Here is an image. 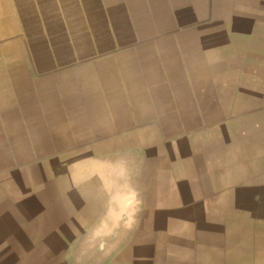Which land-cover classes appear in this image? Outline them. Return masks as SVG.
Returning <instances> with one entry per match:
<instances>
[{"label": "rangeland", "instance_id": "1", "mask_svg": "<svg viewBox=\"0 0 264 264\" xmlns=\"http://www.w3.org/2000/svg\"><path fill=\"white\" fill-rule=\"evenodd\" d=\"M257 44L264 0H0V264H264V143L238 152L232 129L233 78ZM109 80L128 99L113 137L128 139L130 197L144 168L145 200L123 243L89 249L106 206L65 169L87 143L108 142V121L59 136L79 105L55 129L42 106L104 93ZM208 220L233 249L194 250Z\"/></svg>", "mask_w": 264, "mask_h": 264}, {"label": "crops", "instance_id": "2", "mask_svg": "<svg viewBox=\"0 0 264 264\" xmlns=\"http://www.w3.org/2000/svg\"><path fill=\"white\" fill-rule=\"evenodd\" d=\"M257 48L254 51V57L249 58V62H246L244 66H240V71L238 76L233 79L234 84L238 82L239 91V102L240 106L235 109V117L233 118L236 124L233 125L234 130V140L233 145L238 147V152L242 151V146L257 145L259 143H264V44H257ZM250 56V57H251ZM125 89L123 88L122 82L118 81H108V88L104 90V93L88 92L81 96V94L74 96L72 98H65L61 96H48L45 99V104L42 108L45 110L44 115L47 116V121L52 122L51 127L55 129L54 123H65L68 113L67 104L68 102H73V104L79 105L76 110H74V120H76V127L72 130H64L62 127H58L59 131L56 133L60 135H66L71 138H80L85 133L86 129L96 128L95 124L96 116H101L105 121H108V142L97 144V143H87L86 147L83 149L87 155H96L97 153L108 152L109 163L115 168V171L121 172L126 170L128 173V167L130 164L129 158L126 154H123L126 148L129 147L128 139H124L120 135L114 136V129H118L117 121L121 118L123 110L125 115L127 114V97H124ZM103 95V96H100ZM126 96V93H125ZM102 97L103 105L98 106L97 98ZM83 105V107H81ZM83 122V127L81 126ZM116 122V126L113 124ZM64 125V124H63ZM119 130V129H118ZM119 132V131H115ZM86 139V138H85ZM121 153L120 159L116 154ZM115 153V154H114ZM84 159L83 161H90V159ZM112 159V160H110ZM82 161V162H83ZM126 161V162H125ZM142 168V167H141ZM117 169V170H116ZM117 173V172H116ZM129 175V174H128ZM128 175L125 178H128ZM140 181L137 179V184L134 189L137 198L144 201L145 195V173L144 168L139 172ZM118 176V175H117ZM120 176V174H119ZM118 178V177H117ZM118 184V182H116ZM116 184L114 186H116ZM121 186L126 189L122 191L128 192L130 194L128 185L126 184V179L121 182ZM127 186V187H126ZM131 191V192H133ZM94 190L92 191V193ZM127 193V195H129ZM91 194V193H90ZM218 198L223 202V198L220 195V190L217 193ZM95 194H92L93 197ZM80 204L82 202L78 201ZM88 204H90L88 202ZM87 204H82L85 207ZM83 216L87 215V210H79ZM83 212V213H82ZM207 215L211 212L207 211ZM91 214V213H89ZM209 221V220H208ZM264 227V224L262 225ZM197 231H195V238L192 239L194 250H226L227 248L233 249V246L229 245V240L231 237L225 235L226 227L221 221L220 226H212L211 221H203L200 226H197ZM224 254V251H223Z\"/></svg>", "mask_w": 264, "mask_h": 264}, {"label": "bare ground", "instance_id": "3", "mask_svg": "<svg viewBox=\"0 0 264 264\" xmlns=\"http://www.w3.org/2000/svg\"><path fill=\"white\" fill-rule=\"evenodd\" d=\"M74 164L68 165L67 168L65 169V175L68 177V179L71 180L72 182L73 181L84 182V179L92 181L95 184L96 193H97L99 200L101 202H104L106 206V208L104 207L105 211H103L100 215L101 220L99 221L98 225L94 226L93 228L94 230L87 237L86 241L88 242L89 249L94 248V246L97 244H102L105 250L118 247L121 243L124 242V241H121L123 237L125 236V238H127L126 234L129 233L128 225L132 223V221L134 220L136 216L137 206L139 202V198H137L136 195H134L133 197H130L131 194H129L128 192L122 191L125 188L124 186L123 187L121 186V182H123L126 179L125 176L128 175L127 171L126 170H122L121 172L115 171V168L112 166V163H109L108 158L106 160H100V161H97V160L89 161L88 160V161L80 162L76 165ZM116 182H118V184L117 186H114ZM134 192L135 191H133V193ZM127 193L129 195H127ZM90 229H92V227Z\"/></svg>", "mask_w": 264, "mask_h": 264}]
</instances>
